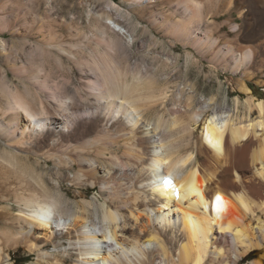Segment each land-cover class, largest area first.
<instances>
[{
  "label": "bare ground",
  "instance_id": "obj_1",
  "mask_svg": "<svg viewBox=\"0 0 264 264\" xmlns=\"http://www.w3.org/2000/svg\"><path fill=\"white\" fill-rule=\"evenodd\" d=\"M124 1L136 11H172L162 19L167 35L195 51L185 52L184 71L199 66V53L214 68L241 73L245 114H237V97L235 113L207 117L210 104L193 110L184 85L155 87L135 77L113 45L86 55L70 44L55 26L71 25L51 7L40 16L1 0L0 33L35 34L39 45L30 51L39 62H19L0 39V223L13 229L0 230V264H14L10 250L19 247L35 255L29 264H241L263 246L264 99L250 94L246 79L264 68V0ZM211 11L230 13L224 21L233 31L215 51L205 49L208 32L200 33L213 22ZM51 49L88 70L80 69L75 96H92V105H76L47 82L43 61ZM178 63L161 58L164 67ZM150 111L155 122L145 116ZM64 181L77 189L75 199L62 191ZM90 188L101 201L86 199ZM261 256L249 264H261Z\"/></svg>",
  "mask_w": 264,
  "mask_h": 264
},
{
  "label": "rangeland",
  "instance_id": "obj_2",
  "mask_svg": "<svg viewBox=\"0 0 264 264\" xmlns=\"http://www.w3.org/2000/svg\"><path fill=\"white\" fill-rule=\"evenodd\" d=\"M2 1H5V4L7 6L13 5L18 6L21 9H27L29 11L35 10L40 16H42V12L47 6L49 8L51 7L53 13L52 15L59 17V19L61 17L66 25H71L69 28H67L64 24L55 26L56 31L65 35V37L68 38V42L70 44H77L75 42H78L80 46L82 45V50L86 55L92 53V49L102 51L108 44L113 45L112 47H114L118 51H123L121 53L123 63L128 65V69L135 77L138 76L143 80H147L148 78H150V83H153V86L155 87H162L166 85L169 86V88H172L173 86H176L178 84L179 86L184 85V93L187 92L192 95V106L194 107L193 110L197 109V106L199 104H203L206 102L207 104H210L211 108L209 107V109L205 113L207 117H210L212 115L211 113H213V110H216L217 113H220L222 111L235 113V98L237 97L239 99L237 114L240 118H243V115L245 114L242 103L245 98H247V95L244 92H240L236 88V81L241 80L242 78L241 73L234 74L231 71H223L221 69L214 68L210 64V62L208 63L207 59L199 55V53H196L198 54L197 56L200 59L199 66H188V69L184 71L186 59L185 52L190 50L192 52L193 49L191 47L184 46L182 43H180V41L173 40L167 35L162 19L164 15L167 16L171 14L172 11L169 8L164 7L160 9H152L141 12L129 8V4L124 0ZM108 1L116 2L119 5V8L115 10L106 6L105 4ZM103 10L109 13V15L111 16L110 19L105 16ZM211 13L214 16V13L212 11ZM231 13L233 17L237 15L236 12ZM219 15L220 16L215 15L214 17H211L213 22L210 24V26H202L203 28H200V30L202 29L200 33L205 34L206 32H208L207 37H209V39H205L207 43V48L205 49H213V51H215L218 47L222 46L224 43H227L233 36V31L230 28L229 21L226 20V23L224 21L225 19L230 17V13L224 11ZM176 16L179 17V15ZM150 19L156 20L155 23L151 22ZM113 21L115 22V24L120 25L122 29L124 28L125 32L118 33L116 31H113V29L117 28ZM222 21V25L218 26L217 23H220ZM235 21L242 24L241 18H235ZM60 26L62 27L60 28ZM240 29L238 30L239 33L241 32L240 34L245 32V29L243 27H240ZM68 31L71 32V37L68 36ZM0 39L4 40L8 45L14 47L13 53H16L19 62H26L28 64H37V62H35L36 60L39 62V58L36 56L35 52H32L33 49L35 50L39 45L36 42L37 38L35 34L30 35L29 37H21L13 35L6 31L0 33ZM30 44L32 45L31 48L29 47ZM73 52L75 53V48L71 51L72 55ZM169 55L178 57V66H170V68H168L164 67V65L161 64V58ZM2 59L3 50L0 45L1 70L5 69L4 65L1 64L3 61ZM43 66L48 72L47 82L49 84H54L57 87H60L64 94L71 95L75 101V104L77 103L76 105H92V96L87 95L85 97L86 99H82V102L79 101L75 96L79 79L82 75L80 73V69L89 74L86 68L75 65V63L70 58L66 57L64 54H58L54 49H51V51L48 52V55L43 61ZM210 68L213 69V72L208 70ZM8 74L9 77H12L9 71ZM263 74L264 68L262 69V73H259L256 77L246 79V83L250 88V94H253L255 97L264 99V83L260 84L257 82V80L259 79L264 80ZM164 75L165 77H163ZM9 83L14 84L15 79H9ZM170 91L168 93H170ZM210 98H212L213 101L209 103L208 101ZM183 103L184 101L182 102V105ZM163 110L159 111L162 112L164 120L166 122L167 119L169 120L168 116L170 117L171 114H168L170 113L169 111H167L168 113L164 111V113H167L164 114ZM156 112L157 111L147 112L145 116L151 120L153 119L152 121L155 122L154 119L156 116ZM252 116H256V113L252 114ZM151 120L149 121L151 122ZM194 126L195 125H193V127ZM200 128L201 123L199 122V125H196L194 127V133L192 135L191 141L196 140V137L200 133ZM192 147L193 145L183 147L182 151L189 150ZM8 178L11 179L10 176ZM4 186L5 184L0 180V193L4 192L2 190L4 189ZM62 186V191L64 193L68 191L67 193L69 194L70 198L75 199L74 197H76L77 195V189L73 186H70L66 181L62 183ZM86 199L91 201L95 200L97 202L101 201V196L99 194L98 188H90L86 195ZM0 230L9 232L13 229L0 223ZM263 242V246L261 248L259 247L253 249L252 253L244 258L241 264H249L253 260L257 259V256L259 257L261 255H264ZM10 256L14 264H29L35 261V255L29 253L22 247H19L16 250H10ZM260 259H262L261 264H264V256H261Z\"/></svg>",
  "mask_w": 264,
  "mask_h": 264
}]
</instances>
